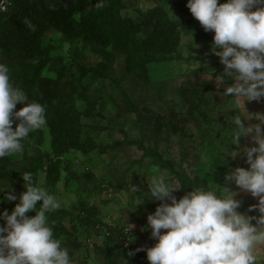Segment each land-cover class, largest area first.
Here are the masks:
<instances>
[{"label":"rangeland","instance_id":"rangeland-1","mask_svg":"<svg viewBox=\"0 0 264 264\" xmlns=\"http://www.w3.org/2000/svg\"><path fill=\"white\" fill-rule=\"evenodd\" d=\"M121 1L124 19L138 21L141 14L159 7L170 21L182 23L159 30L150 45L139 46L142 55L151 58L139 75L126 68V54L115 52L116 63L108 67L107 78L95 80L87 75L80 79L77 66L99 63L107 49L86 41L70 43L52 29L42 39L51 50V61L42 77L54 78L64 66L72 69L74 75L68 78L78 89L75 105L90 114L82 117V138H91L97 145L124 142L112 150L71 151L60 160L53 195L60 204L57 210L62 213L64 229L58 238L69 249L72 264H149L146 250L157 241L151 238L147 216L161 201L148 196V183L156 175L180 188L173 193L177 201L199 187L216 190L218 195L220 190L213 185L227 187L237 193L234 198L241 202L239 212L259 215L247 211L259 198L225 179L235 168L249 167L242 150L258 145L250 136L242 137L239 146L230 144L232 117L237 110L243 114V109L232 100V94L222 95L224 87L233 82L230 77H225L223 87L216 86L215 77L223 74L224 66L211 51L214 32L204 31L186 7L188 0ZM225 2L218 0L219 4ZM0 63L14 69L1 49ZM124 94L132 105L126 103ZM245 111L264 115V101H246ZM241 120L246 126L258 123L244 116ZM136 142L155 156H145ZM23 143L24 150L11 155L12 163L7 167L11 174L0 179V190L11 186L13 192L26 172L44 188V172L38 165L42 155L51 152L47 127L30 133ZM234 150L240 154L232 158L229 154ZM24 191L22 185L15 201L0 202V212L11 213ZM39 206L37 202L36 209ZM4 223L0 221V226ZM127 224L134 225L128 237L124 234ZM103 251L112 253L110 262ZM257 264H264V247L257 249Z\"/></svg>","mask_w":264,"mask_h":264},{"label":"clouds","instance_id":"clouds-1","mask_svg":"<svg viewBox=\"0 0 264 264\" xmlns=\"http://www.w3.org/2000/svg\"><path fill=\"white\" fill-rule=\"evenodd\" d=\"M5 3L0 0V11L5 10ZM105 3L98 0L95 7L102 9ZM186 7L205 32H214L211 51L224 66L223 74L215 77L216 86L223 87L225 77H230L233 82L224 87L222 95L232 94V100L243 109V114L237 110L232 117L230 144L239 146L242 137L250 136L258 145L242 150L249 167H237L225 179L259 198L257 205L247 209L259 215L239 212L241 202L234 198L237 193L227 187L212 184L220 190L219 195L216 190L199 187L177 201L173 193L180 188L163 176H153L148 196L161 203L147 216L151 238L157 241L146 250L147 260L149 264H257V249L264 247V115L246 113L245 102L264 98V0H226L223 4L218 0H188ZM17 104L24 106L14 111ZM242 116L258 123L246 126ZM46 126L45 105L29 103L26 93L11 83L10 68L0 63V159L21 153L30 133ZM239 154L234 150L229 155L235 158ZM22 180L26 191L19 203L11 213L0 212V221L5 222L0 226V264H72L69 249L54 236L48 222L47 214L58 209L59 202L37 185L32 173H24ZM0 191V202L17 199L11 186ZM38 201L42 203L36 209ZM32 211L35 215L30 217ZM133 227L127 224L128 233L132 234Z\"/></svg>","mask_w":264,"mask_h":264},{"label":"trees","instance_id":"trees-1","mask_svg":"<svg viewBox=\"0 0 264 264\" xmlns=\"http://www.w3.org/2000/svg\"><path fill=\"white\" fill-rule=\"evenodd\" d=\"M97 2L98 0H13L8 10L0 14V49L14 65V69L10 68L11 83L26 93L29 103L35 101L46 107V127L51 152L42 155L38 166L44 172L43 187L52 195L60 177L59 163L64 155L71 151L86 154L94 149L112 150L124 142L97 145L91 138H82L81 120L90 114L79 111L75 105L78 89L76 83L68 78L69 74L72 77L74 75L71 67H62L54 78L42 77L43 70L51 61V50L42 40L45 32L52 29L70 43L86 41L107 49L99 63L77 66L80 79L89 75L97 80L107 78L108 67L116 63L115 52L126 54V68L139 75L142 67L151 61L150 56L142 55L139 46L150 45L159 30L182 24L170 21L159 7L141 14L138 21H130L121 16L124 8L121 0H106L102 9L95 7ZM138 32L141 36L136 37ZM124 98L128 105H132L127 101L126 94ZM23 106L17 104L14 111H19ZM136 144L145 156H155L149 148L138 142ZM11 163L12 156L0 159V179L11 174L7 171ZM168 168L172 171L170 165ZM18 180L13 187V195L23 185V181ZM28 215L34 216L35 212ZM47 215L54 236L60 237L64 232L61 211L56 209ZM103 255L110 262L112 253L103 251Z\"/></svg>","mask_w":264,"mask_h":264},{"label":"built area","instance_id":"built-area-1","mask_svg":"<svg viewBox=\"0 0 264 264\" xmlns=\"http://www.w3.org/2000/svg\"><path fill=\"white\" fill-rule=\"evenodd\" d=\"M9 1H10V0H6V3H5V10L0 11V13H4V12L7 10V7H8V4H9ZM260 101H264V98H261ZM108 196L110 197V194H109ZM125 234H126L127 236H130V235H131V232L128 233V229H127L126 232H125Z\"/></svg>","mask_w":264,"mask_h":264}]
</instances>
